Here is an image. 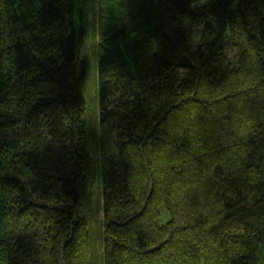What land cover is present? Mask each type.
Returning <instances> with one entry per match:
<instances>
[{"label": "trees", "instance_id": "trees-1", "mask_svg": "<svg viewBox=\"0 0 264 264\" xmlns=\"http://www.w3.org/2000/svg\"><path fill=\"white\" fill-rule=\"evenodd\" d=\"M0 264H264V0H0Z\"/></svg>", "mask_w": 264, "mask_h": 264}, {"label": "rangeland", "instance_id": "rangeland-1", "mask_svg": "<svg viewBox=\"0 0 264 264\" xmlns=\"http://www.w3.org/2000/svg\"><path fill=\"white\" fill-rule=\"evenodd\" d=\"M93 32V30H92ZM92 42H93V35H91L90 37V47H89V51H88V60L90 62V71H89V83H90V91L89 93L87 94L88 95V101H89V104H90V108H89V117H90V120H91V131L93 133H95V128H96V111L99 110V107L97 106V100H95V97L97 96V93H98V86H97V82L95 79H97V75L95 76V68L93 67V60H94V50L93 48L91 47L92 46ZM92 148H93V152L92 154L93 155H96L97 154V142L95 140H93L92 138ZM94 202L95 203H98V200L97 198L95 197L94 198ZM101 216L103 217V213H101ZM165 219H167V217H169V213L165 212V215H164ZM164 219V220H165ZM93 232L96 233V229L94 228L93 229Z\"/></svg>", "mask_w": 264, "mask_h": 264}]
</instances>
